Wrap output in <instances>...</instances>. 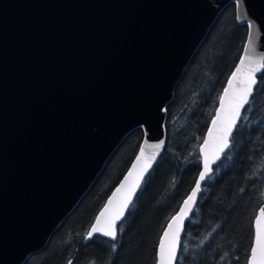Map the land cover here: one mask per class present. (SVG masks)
<instances>
[{
	"label": "water",
	"instance_id": "95a60500",
	"mask_svg": "<svg viewBox=\"0 0 264 264\" xmlns=\"http://www.w3.org/2000/svg\"><path fill=\"white\" fill-rule=\"evenodd\" d=\"M230 3L239 24L257 26L264 52V0H0V264H23L43 250L138 128V151L91 226L129 172L155 152L147 177L166 145L175 86ZM247 42L248 34L244 49ZM161 141L160 149L151 147Z\"/></svg>",
	"mask_w": 264,
	"mask_h": 264
},
{
	"label": "trees",
	"instance_id": "16d2710c",
	"mask_svg": "<svg viewBox=\"0 0 264 264\" xmlns=\"http://www.w3.org/2000/svg\"><path fill=\"white\" fill-rule=\"evenodd\" d=\"M247 34L230 3L196 49L167 106L164 151L120 223L119 241L96 235L85 242V236L136 155L143 137L139 128L118 145L44 249L23 264H156L161 233L200 172V145ZM242 116L227 158L203 185L181 240L179 264H247L254 217L264 206V84L255 89Z\"/></svg>",
	"mask_w": 264,
	"mask_h": 264
},
{
	"label": "snow or ice",
	"instance_id": "6c2138e0",
	"mask_svg": "<svg viewBox=\"0 0 264 264\" xmlns=\"http://www.w3.org/2000/svg\"><path fill=\"white\" fill-rule=\"evenodd\" d=\"M243 22V16L240 17ZM248 42L244 49V56L240 59V64L236 71L232 73L228 81V87L224 89L223 96L220 98V108L212 120V127L208 130L207 137L203 140L201 150L203 152V170L200 171L195 187L191 193L182 202L179 210L171 217L163 235L159 241L157 252V264H179L178 249L181 247V233L183 231V221L190 218L197 204L198 195L202 192L201 183L206 181L215 171L211 167L217 161L227 158L228 151L234 140L233 132L239 126V121L244 119L242 109L245 105H250V97L255 94V89L264 84V52L257 49V26L252 22H247ZM247 61V64H246ZM257 73H261L258 82ZM233 81L242 84L240 88H234ZM163 141L151 145L154 149H160ZM144 150L141 149V155L137 157V163H140ZM156 153L148 158L140 170L135 173L130 171L125 181L116 189L103 210L96 217L94 224L87 232L85 239H93L95 234L107 237L111 241H119L123 233V225L118 221L125 218V213L130 212L135 206L134 197L137 196V190L141 188V182L145 180L144 173L151 167V160L155 158ZM136 165H133V170ZM131 178V179H130ZM122 190L123 193H122ZM122 193V194H121ZM210 235V234H209ZM117 243L112 244V250L115 251ZM71 264V261H69ZM94 264V262H93ZM247 264H264V206L259 208L253 222V240L249 249Z\"/></svg>",
	"mask_w": 264,
	"mask_h": 264
},
{
	"label": "bare ground",
	"instance_id": "6f19581e",
	"mask_svg": "<svg viewBox=\"0 0 264 264\" xmlns=\"http://www.w3.org/2000/svg\"><path fill=\"white\" fill-rule=\"evenodd\" d=\"M130 134V133H129Z\"/></svg>",
	"mask_w": 264,
	"mask_h": 264
}]
</instances>
